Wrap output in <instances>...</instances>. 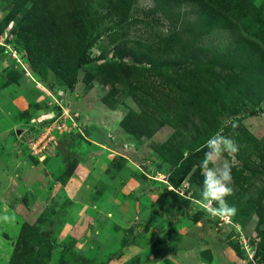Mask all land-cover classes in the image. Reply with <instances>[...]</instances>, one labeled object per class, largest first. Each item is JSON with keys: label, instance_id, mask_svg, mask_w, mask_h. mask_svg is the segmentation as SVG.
<instances>
[{"label": "rangeland", "instance_id": "1", "mask_svg": "<svg viewBox=\"0 0 264 264\" xmlns=\"http://www.w3.org/2000/svg\"><path fill=\"white\" fill-rule=\"evenodd\" d=\"M200 1L0 0V264H264V97L226 68L261 69L234 47L264 38V0ZM227 130L236 213L218 217L188 158Z\"/></svg>", "mask_w": 264, "mask_h": 264}, {"label": "clouds", "instance_id": "2", "mask_svg": "<svg viewBox=\"0 0 264 264\" xmlns=\"http://www.w3.org/2000/svg\"><path fill=\"white\" fill-rule=\"evenodd\" d=\"M203 159L196 166L203 174L200 203L211 215L218 217H231L235 215L236 208L230 206L224 199L232 194L233 164L228 156L235 157L239 145L234 138L217 131L205 141ZM215 202L216 206H212ZM14 217L5 213L0 215V221H9Z\"/></svg>", "mask_w": 264, "mask_h": 264}, {"label": "trees", "instance_id": "3", "mask_svg": "<svg viewBox=\"0 0 264 264\" xmlns=\"http://www.w3.org/2000/svg\"><path fill=\"white\" fill-rule=\"evenodd\" d=\"M127 2V8L128 10L132 7V4H133V0H126ZM175 4L174 5H177L178 3L181 2V0H172ZM192 3L194 4H197L196 6L199 7L200 5H203L205 6L200 0H191ZM225 1H222V3H220V6L219 4L218 5V8L220 9L221 12L223 13H227L226 11H229L227 8L229 6H225ZM206 7V6H205ZM165 6L164 5H160L159 6V9L162 10H165ZM208 8V7H206ZM216 20L211 17V16H208L207 14H205L202 18V21L198 22L197 23V27H196V34L193 36V41L189 40L188 42L185 41L184 43H182L181 45V54L179 55V58L175 59L173 61L174 64L177 65V70H183V71H189L190 69V57H191V50H192V47L194 45V41L198 39V37L202 36V35H207L209 34V32H211V30L214 28L212 25L213 23H215ZM212 24V25H211ZM257 37V36H256ZM259 38V37H257ZM245 40H242L240 42H238L236 44V46L234 47V53H235V56H234V60L235 61H239L240 58H241V55L246 59L245 61L247 62L248 60H251L249 57L250 55H252L253 53H250V52H255L254 54H257V56L254 58V65L260 67L261 69L257 72L258 74H255L253 72L254 68L252 67V62L251 63H246V67L242 66V65H239V63H234L231 67H226L228 70H230L229 72H232V69L236 68V69H239L241 68V71L244 74V78H247V80H254V85L255 87L257 88V90H259V94H263L261 96L264 97V38H261L260 40H258L259 42L257 43H254L255 45L259 46L261 44V48L260 49H257V47H255V45L249 41L251 40V37H247V38H244ZM261 41V42H260ZM249 50V54L248 53H245L246 51ZM230 54H231V51H230ZM247 55V57H245ZM100 58H103V57H100ZM233 59V58H231ZM93 59H89L88 57H80L77 61V68H82L84 66H87V65H90L93 63ZM122 61V58H121V55H120V62ZM235 69V70H236ZM256 69V68H255ZM240 75V76H241ZM237 82V84L239 85V81L237 80L236 76L234 73H232V76L231 77H226V78H223V81L226 83V85L230 86L231 83H233V81ZM240 82H242L240 80ZM263 90V92H261ZM256 94V92H253ZM258 94V93H257ZM256 94V95H257ZM260 96V95H259ZM256 103V102H255ZM255 115V112L254 111H251L249 113V116H254ZM229 133V131H225L224 134L227 135ZM211 136V135H210ZM209 138L206 137V138H203L201 140V149L198 151V153H195L193 155H191L188 159L190 160H198V159H203L204 157V152L207 151V149L205 148V141ZM183 160H186L184 157H179L178 158V161H183ZM263 238H264V235H263ZM263 242H264V239L262 241H260L257 245V248H256V252H255V255L258 256L261 252V249H262V245H263Z\"/></svg>", "mask_w": 264, "mask_h": 264}]
</instances>
